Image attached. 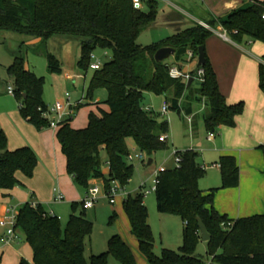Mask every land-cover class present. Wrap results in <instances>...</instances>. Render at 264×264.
I'll return each instance as SVG.
<instances>
[{
    "label": "trees",
    "instance_id": "16d2710c",
    "mask_svg": "<svg viewBox=\"0 0 264 264\" xmlns=\"http://www.w3.org/2000/svg\"><path fill=\"white\" fill-rule=\"evenodd\" d=\"M159 14L158 0L145 1L141 9L135 8L133 0H0V31L41 39L42 44L55 35L83 37L78 65L85 72L91 68L96 49L112 52V59L95 71L87 95L91 98L98 89H105L109 111L91 112L86 128L76 129L72 120H68L57 131L67 172L86 193L96 180L103 182L105 191L114 182L123 189L129 186L135 170L127 160L129 139L149 157L169 148V137L166 142L161 141L170 133L168 122H161L157 114L144 111L146 93L164 95L170 110L180 115H191L194 105L204 102L207 106L204 121L209 133L224 127L235 128L237 118L245 111L244 102L229 105L220 90L217 73L206 51L213 31L197 24L162 43L147 47L139 44L140 36L156 24ZM263 14L264 1L256 0L209 26L213 30L222 27L237 44H242L245 38L264 44ZM164 47L175 49L176 62H184L189 52L198 57L199 49H205L207 61L205 66H200L205 71L204 82L198 88L190 85V81L173 79L171 65L156 61V53ZM44 53L50 72L62 74V63L51 53ZM7 71L14 81V97L21 116L38 131L49 128L43 118L48 107L44 100L45 78L29 70L22 56H15ZM259 86L264 93L262 64ZM188 91H191L188 103L182 104ZM260 149L264 152V145ZM176 155L181 163L160 174L155 192L158 211L183 220V244L178 251L163 249L161 255L155 252L143 190L130 195L123 204L131 233L148 264H264V214L231 220L215 209V194L219 190L239 186L237 159L221 157V187L203 191L200 181L207 170L199 162L200 154L188 150ZM39 162V156L29 146L10 151L7 135L0 125V190L25 187L17 173L32 179ZM106 167L110 169L108 175L104 173ZM34 198L31 194V202L19 209L17 224V230L33 250L34 264H109L111 256L122 264H137L131 248L120 235L110 239L107 252L88 260L85 240L93 233L94 225L87 218V211L83 208L77 214L79 204L73 203L74 213L63 228L60 218L52 216L42 204L33 207ZM116 217L114 213L113 219ZM199 220L211 236L206 242L207 257L197 255L202 240ZM20 264L30 263L22 259Z\"/></svg>",
    "mask_w": 264,
    "mask_h": 264
},
{
    "label": "rangeland",
    "instance_id": "374dc122",
    "mask_svg": "<svg viewBox=\"0 0 264 264\" xmlns=\"http://www.w3.org/2000/svg\"><path fill=\"white\" fill-rule=\"evenodd\" d=\"M160 10L168 9L170 12L173 9L170 7V3H166L163 0H159ZM167 9V10H168ZM160 16V15H159ZM157 24L148 28L139 38V44L147 47L154 44H159L167 39L176 35V30L172 26H167L164 23V18L158 17ZM220 28V27H219ZM218 28V29H219ZM221 29H223L221 27ZM181 32V31H180ZM178 32V33H180ZM177 33V34H178ZM219 36L218 34H216ZM33 38L27 35L18 34L16 32L0 31V116L8 114V111L15 109L16 112L20 110V106L16 98L8 94L9 87H14V81L8 74V68L12 66L15 56H22L26 58L27 67L34 72L38 77L45 78L44 87V100L49 105H54L57 101L63 100L67 94L72 98L73 104H78L79 99L85 95L87 97L90 82L95 74V71L89 68L87 72L81 70L78 66V62L81 58L83 37L79 36H67V35H55L46 44L40 41L34 44ZM230 42V41H228ZM250 43L252 45H250ZM242 46L250 51L255 56L254 64L250 66L249 71L245 74V85L249 87L258 83V70L260 67L259 59L264 57V45L260 42H253L249 38H245ZM44 52H49L54 55L62 63V74H52L49 69L47 57ZM91 65L100 63L104 66L112 59V52L107 49L98 48L92 54ZM170 65L174 64L173 58L166 61ZM200 82L197 80L194 84V88H198ZM108 99V92L105 89H98L94 92L91 98H86L83 105L77 109L75 116L72 119V124L75 128H86L88 122V116L91 112L96 114L100 113L97 104L101 109L108 110V106L105 102ZM165 101L164 95H156L152 93H146L143 99V107L155 106L156 114L161 122H168L170 133L169 148L164 151L157 152L153 156L146 155L147 160H153L152 166H147L148 162L134 161L130 164L134 166V176L128 186V193L135 195L139 191L140 185L145 182L146 187L143 188L144 192H150L146 195L144 203L149 213V223L152 227L155 237V252L161 255L163 249H169L178 251L183 244V230L184 223L181 217L171 214H162L157 208L156 192L153 189L154 173L160 169L163 165L169 168L176 166V152H186L188 150H194L200 154L199 162L204 165L208 171H212L208 168V160H212L210 153H206L207 148L212 145L208 137L210 133L206 130L204 121V114L207 112V106L203 103L197 104V115L195 122L190 124L188 117L185 113L181 115L178 112H174L169 109L167 115L162 116L161 111ZM240 101H243L240 99ZM244 102V101H243ZM245 104V108L246 103ZM158 112V113H157ZM245 112V111H244ZM244 114V113H243ZM242 114V115H243ZM240 115V116H242ZM23 118V117H22ZM24 119V118H23ZM25 120V119H24ZM32 125V124H31ZM9 126V125H7ZM36 130L30 135L32 141H44L45 137H48V141L54 140L52 132L49 136H41V131ZM45 130H49L45 128ZM216 137L221 138L220 131L215 132ZM57 148L59 154L62 156V149L57 142ZM130 154L136 155L139 153L133 139L128 140ZM206 153V154H205ZM40 160V158H39ZM211 164V163H210ZM105 170V169H104ZM106 169V175L109 172ZM64 171V170H63ZM210 172L200 181V187L207 184ZM78 192V199H71L69 196L62 203H55L45 205L47 212L53 213L60 218L63 228H66L70 216L74 213L73 203L77 202L78 208L76 213L80 214L83 210V200L86 198L87 193L79 187L74 181ZM99 186L101 190H104V184L100 180L93 182V187ZM26 190V187H21ZM122 196V195H121ZM14 203L12 206H17ZM119 205H112L109 198L105 193H102L99 197V201L96 208L87 211V218L93 223V233L85 240V256L89 260L93 255H100L108 251L109 241L114 235L126 234L125 226L120 218L114 217V212L119 208ZM21 208V207H20ZM19 208V209H20ZM132 235V234H131ZM134 237V236H133ZM135 238V237H134ZM136 239V238H135ZM12 252L6 253L5 257L1 260L0 264H20L21 255H18L16 251L24 248V256L31 264L32 261V248L27 243L25 238H22L20 242H14ZM139 255L146 260L144 255ZM197 255L200 257H207V243L201 240ZM1 258V254H0ZM109 264H122L116 258L111 256L109 258Z\"/></svg>",
    "mask_w": 264,
    "mask_h": 264
},
{
    "label": "crops",
    "instance_id": "0c3cea01",
    "mask_svg": "<svg viewBox=\"0 0 264 264\" xmlns=\"http://www.w3.org/2000/svg\"><path fill=\"white\" fill-rule=\"evenodd\" d=\"M145 1L147 0H142V4ZM163 1L170 3V7L173 11L170 12L168 7H166L163 11L160 10L159 15L164 18V23H166L167 26L169 25L175 28L177 34L197 24L204 23L209 25V23L224 18L233 11L247 8L256 0ZM218 30H221V27ZM33 39L32 43L36 44L39 42L38 39ZM230 40V42L225 41L214 33L207 41V55L217 73L220 90L225 96L227 103L229 105H234L244 101L246 105H248L245 108L244 114L237 118V126L235 128H222L220 130L222 136L219 139L216 135L212 139L210 136L208 137L212 145L207 148L206 153L211 154L212 160H208L211 161V164L209 162L206 164L209 165L208 168L212 171H208V169L201 164L202 167L207 170V174L208 172L210 173L208 175L209 180L207 184H204V186L200 188L203 191L220 188L222 185L221 168L214 167V165L219 164L221 157H235L240 170L239 186L236 188L219 190L215 194V209L221 215H225L231 220H238L264 214V152L260 149V147L264 145V93L259 86V74L258 83L250 87L244 84L245 74L249 71V67L254 64V60L256 59L255 56L242 46V44L235 43L231 38ZM250 45L252 44L250 43ZM172 58L174 64L171 66L177 65L184 72L195 73L194 75H196V72L200 68L199 59H195L191 62H188L187 59L184 62H176L174 56ZM196 81L197 79L195 78L192 83L193 87ZM190 94L191 91H188L182 104L188 103ZM86 98L87 97L83 94L81 99H79L78 102L80 104L75 107L76 112L77 109L83 105ZM240 99L243 101H240ZM166 102L167 100L165 97L164 104ZM203 104L206 105L204 102ZM196 105L197 104L193 107V113L189 115L193 117V126L196 125ZM97 106L98 109H101L98 104ZM148 107L153 108L156 114L154 105ZM162 109L159 112L160 114ZM102 110L109 111V107L108 110L103 108ZM0 125L7 135L8 148L10 151L29 146L35 150L40 158L39 165L32 179H27L21 173H17V178L26 187V190L21 187H17L12 191L0 190V221L6 219L8 215L7 211L9 207H14L12 206L14 203H17L15 207L20 208L26 203L31 202V194L35 196L34 203L42 204L44 207L53 202L59 203L56 202V198L59 194L64 197L63 202L66 200L67 196L74 200L78 199V192L75 185H73V178L67 172L66 158L63 153L61 156L58 152L56 145L57 142L59 143L57 131L48 128L49 130L44 129L41 131V134H39L41 136H49L50 132H52L54 140L56 139L57 141H48V137H45L44 141L30 140V135L36 130L27 120L22 118L20 110L16 112L14 108L9 110L8 114L0 116ZM147 162V166L153 165V160L151 164L150 160ZM106 169L110 172L109 167H106L104 173H106ZM155 173L153 174L154 178ZM143 184H145L144 188L146 187V183L143 182L139 187V191L143 190ZM128 190V187L124 189L123 195L117 199L114 205L120 204L119 208L114 213L123 221L126 229L125 231H127L126 234H120V236L131 248L137 264H148L147 260H144L139 255L138 240L131 235L130 223L123 209L124 201L132 195L128 193ZM5 232L6 229L4 227L0 228V237H2ZM14 244L15 243L0 248V261L5 257L6 253L12 252ZM16 253L21 255V260H27L24 255V248L16 251ZM32 261V264H34L33 250Z\"/></svg>",
    "mask_w": 264,
    "mask_h": 264
},
{
    "label": "built area",
    "instance_id": "2783aa9c",
    "mask_svg": "<svg viewBox=\"0 0 264 264\" xmlns=\"http://www.w3.org/2000/svg\"><path fill=\"white\" fill-rule=\"evenodd\" d=\"M133 3L135 5L136 9H141L143 6L142 0H133ZM262 19L264 20V14L262 16ZM201 25L204 26L205 28L213 31V33L218 34L223 40L231 41L227 31H225L224 29L213 30L207 24L201 23ZM198 58H199V56L195 57L193 52H189L187 54L188 62H191V61L198 59ZM260 64L264 65L263 59H260ZM102 67L103 66L100 63L91 65V69L94 71L101 70ZM194 74L195 73L184 72L177 65H173L170 67V76L173 79L183 80L187 83V82L191 81L192 79L196 78L200 83L204 82V76H205L204 69L199 68L198 71L196 72V75H194ZM14 92H15L14 87H9L8 93L10 95L14 96ZM78 104H80V103H78ZM78 104H73L71 96L69 94H67L63 100L57 101L52 106L48 105L46 112L43 113V118L48 121L50 129H52L54 131H58L60 126L63 123H65L68 120L73 119V117L75 116V113H76L75 107H77ZM169 109H170L169 104L166 102L164 104L163 109H162L161 115L162 116L167 115L169 112ZM144 111L147 113H154V109L151 107L144 108ZM187 117H188L189 123L192 124L193 123V117L188 116V115H187ZM214 137H215V133H211L210 138L212 139ZM167 140H168V136H163L161 138L162 142H166ZM175 157H176V166H179V164L181 163V158L177 155H175ZM127 160L129 163H132L136 160L141 161V162L148 161L146 154H144L143 152H140V151L136 155L129 154L127 157ZM214 167L221 168V165L217 164V165H214ZM168 170H169V167H167L166 165H163L160 169H158L156 171L155 178L153 180L154 186H153L152 191H156L157 185L159 183L158 177L160 176V174L165 173ZM144 186H145V184L142 185L143 188H144ZM102 193H105L106 196L109 198L110 203L112 205H115L117 202V199L121 195H123L124 189L121 187V185L118 182H114L108 191L101 190L99 186H95V187L90 189V191L87 193L86 198L83 200V208L86 211H90V210H93L94 208H96V205L99 201V197ZM149 193H150L149 191L145 192L144 193L145 197ZM63 200H64V197L61 194H59V196L56 198V202H59V203L63 202ZM37 206H38L37 203H33L34 208H36ZM7 213H8V215H7L6 219L4 221H0V228L4 227L6 229L5 234L2 237H0V248H2L3 246H6V245H11L14 242H20L22 240V235L17 230V224H18V218H19V208L9 207ZM51 215L55 216L53 213H51Z\"/></svg>",
    "mask_w": 264,
    "mask_h": 264
},
{
    "label": "water",
    "instance_id": "95a60500",
    "mask_svg": "<svg viewBox=\"0 0 264 264\" xmlns=\"http://www.w3.org/2000/svg\"><path fill=\"white\" fill-rule=\"evenodd\" d=\"M176 51L175 49L171 48V47H164L161 48L155 56L156 61L158 62H165L169 59H171L174 55H175ZM199 65L201 67L205 66L206 64V52L205 49L203 47H201L199 49ZM194 79H192L190 81V85L193 83ZM104 158H106V154L104 155ZM152 160H150V164H151ZM199 228H200V232H201V238L203 242H208L211 239L210 234L208 233V230L205 226V224L203 223L202 220H199Z\"/></svg>",
    "mask_w": 264,
    "mask_h": 264
}]
</instances>
